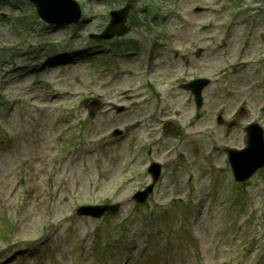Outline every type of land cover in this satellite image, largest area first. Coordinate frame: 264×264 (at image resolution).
<instances>
[{"label": "rangeland", "instance_id": "obj_1", "mask_svg": "<svg viewBox=\"0 0 264 264\" xmlns=\"http://www.w3.org/2000/svg\"><path fill=\"white\" fill-rule=\"evenodd\" d=\"M79 1H84V9L87 12L90 9L92 15L96 16V19H92L86 26H83L81 31H99L96 26H99L106 16L101 9L113 3V0ZM164 1L166 0H149L150 14L147 26H151V30L145 32L144 38L150 42L156 38L162 40L150 54L149 61L143 59L142 52L134 55L126 54L119 60L124 67L117 74H115L119 70L117 67L114 69L111 66L103 67V63H98L97 67H90L82 63L80 59L76 63L71 61L72 63L64 67L56 65L48 69L49 73L46 77L54 79L61 84L63 89L71 88L78 91L80 88H92L95 92L111 96L119 105L132 106V109H128L122 116L115 115L114 106L111 104L101 105V108L97 110L91 105L92 97L90 96L77 97L79 99L76 100L71 97V102L67 103L65 100H59L62 98L59 91V96L55 92L57 95L54 97L44 98L43 96L47 94L42 95L40 89L34 86L38 79H35L31 71L17 72L14 75L7 74V70L11 69L4 59L5 55L11 57L13 63L28 60L27 57L18 58L13 55L12 50H5V55L0 54V71L4 70V73L0 72L2 100H5V97L10 99L11 96L24 99V104L18 105L15 110L12 105L8 104V110L3 115L0 114V120H3L2 126L4 128L12 126L14 129V132L9 134L2 130L0 134V259L2 255L10 251V244L15 241L17 246L22 245V247L11 251L13 254L16 253L9 262L11 264H15L16 259L18 262L19 258H25L26 264H52L50 261L55 258L60 259L59 264H90L88 261L93 257L98 259V264H120L124 260L126 263L129 260L128 264H142L138 258V252L145 249L148 241L146 239L137 240L133 237L134 234L129 241L132 249L126 244L127 242H119L121 248L120 246L114 248L113 243L102 246V238L96 241L97 236H95L90 258H87L86 249L82 248L83 243H81L84 238L90 241L91 234H94L96 230H100L103 234L105 243L108 238L115 236L112 232L108 233L109 229L117 234L122 220L135 214L134 218L138 222L146 218L148 222H153L149 227L153 236L150 245L155 248L160 245L162 248L163 244H167L168 240L164 236L171 229L173 237L170 257H174L176 248L185 249V255L182 257L186 259L185 264H206L207 262L209 264H264V245L260 246L252 257L249 245L244 247L243 244L233 251V243L226 240L227 235L236 234V230L234 233H229V226L233 222L236 223V228H242L240 235L246 241L264 233V171L245 186L248 196L243 200L250 210V197L253 198V211L257 213L256 216L254 217L253 214L249 219L244 217L241 220H235L226 212L224 188L228 190L234 185L237 191L240 186L234 184L229 179L230 177L227 178L226 166L222 161L224 148L242 149L245 147L243 136L246 125L258 122L264 127V90L254 89L258 72L256 70L252 74L250 67L253 62H256V57L259 56L257 53H260L263 47L261 36L264 34V20H259L253 26V20L249 22L246 16L240 17L239 21L233 23L232 30L227 31L226 24L233 22L236 12L233 10L235 8L229 6V0H182L181 11L184 16L177 15L176 21L169 22L171 36L167 38L169 37L168 29L155 30L148 22H153L159 27L167 20V15L163 11ZM255 1L230 0L238 6L241 5L242 10H245L243 14L259 7L253 3ZM20 6L28 10L27 20L36 23L38 17L34 10L24 1L20 2ZM195 7L204 8V12L196 13ZM65 29L64 27L51 29L53 31L51 38L64 37ZM250 32L253 34V45L250 49L243 51L244 40ZM30 37H33L32 33ZM133 37H136V34ZM12 40L8 23L0 19V50L17 45L18 42ZM136 40V43L140 44V41ZM10 43H12L11 46H9ZM187 44L193 45L194 52L198 48H203L202 61L189 69L173 59L178 51L184 53L178 48ZM147 49H150L149 43ZM55 55L59 56L57 53ZM80 57L83 58L81 55ZM119 57L121 56L116 52L108 55L109 64H114ZM230 67L238 69L230 71L226 77L216 74L217 81L214 79L215 81L206 91L208 119L188 123L189 132H204L205 149L208 150L210 147L208 136L211 134L218 138L219 149L213 155L209 153V158L205 153L203 159L201 155L196 157L192 150L195 161L188 164L186 157L184 158L186 163L183 162L176 147L184 140L183 138H158L154 143V151L156 154L157 152L163 153V161L168 164L172 162L171 164L174 165L170 169L176 172L171 173L170 176H174L171 180L166 178L165 182L160 185V193L156 195L153 202H150L146 210L137 209L131 198L134 192L148 183V177L143 172L146 170L148 161L146 151L152 145V141L149 139L143 141L142 138L131 134H146V131L152 132L160 129L159 123H142L139 120L148 112L152 102L142 106L136 97H129L131 92L127 91L132 88L139 95L144 92L137 72L142 69L143 74L151 78L154 74L160 77L168 75L194 77L213 75L214 70L217 73L223 68ZM168 87L171 89V101L176 106H183L187 114L193 115L192 106L185 103L189 95L175 85H168ZM159 88L165 89L164 86H159ZM69 91L72 92V90ZM64 93L65 90H62L61 94ZM123 94L126 95L123 96ZM128 100H136V102L131 103ZM61 103L67 105L64 114L66 118L63 120H60L62 111L59 106ZM241 106H247L249 113L236 118L239 122L238 126L232 130H226L225 127L216 124L218 115L228 120L229 116ZM166 107L165 103L160 112H166L167 115L173 114ZM134 121H137L136 124H141L137 125L135 132L125 127ZM116 127H125L130 138L110 139V134ZM58 134H64L66 141L71 140L76 143V148L67 144L71 152H66L62 158L58 154V148L62 150L58 144ZM138 139L140 141L135 147ZM188 146L186 145V149ZM182 163L186 165L178 168L177 165ZM187 170H192L198 180L195 188L196 191L199 188V191L194 196L195 211L192 207L188 209V212L193 210L191 220H196V222L193 228L187 225V230H180L175 224L176 220L179 221L178 215L168 221L160 220L171 205V202L165 200L166 196L173 197L178 192H182L181 184L173 191L174 181L177 183L183 181L189 172ZM19 181L21 183L16 187ZM237 192L240 193V191ZM107 202L122 205L120 214L114 219L102 222L103 220L79 218L76 223L71 224V217L75 216L79 206ZM155 204L160 205L161 210L156 209ZM188 206L186 202L181 203L179 210L184 211ZM3 210L7 213L4 214ZM152 213L157 220L150 217ZM16 223L18 224L17 229ZM50 223H53L56 229L50 228ZM50 230L52 233L55 230L57 232L56 239L53 240L57 251L46 248L42 243L49 236ZM133 230H137L136 234L142 232L147 234V228L143 224L136 226ZM193 238L196 239L195 243ZM44 248H46V253H41L40 251ZM118 248L129 249L126 252L130 255L127 257L116 252L115 249ZM162 251L166 254L163 248ZM36 252L40 253L37 258ZM77 253V261L71 262V257ZM193 260L198 261L193 262ZM147 264H160L158 252L155 258L147 261Z\"/></svg>", "mask_w": 264, "mask_h": 264}, {"label": "water", "instance_id": "obj_2", "mask_svg": "<svg viewBox=\"0 0 264 264\" xmlns=\"http://www.w3.org/2000/svg\"><path fill=\"white\" fill-rule=\"evenodd\" d=\"M35 2H37V4L39 5L40 7V12L41 14H45V12L47 11L48 9V3L46 0H34ZM253 147H251L250 151L247 152V156H251L253 154V162L255 160V156L257 155V153L259 152L260 149H258L256 147V145L253 143L252 144ZM234 161H236V165L237 167L241 166V165H244V161L241 160L240 158L234 157ZM101 211L102 209H85L84 211L82 210V213H90L94 216H100L101 215Z\"/></svg>", "mask_w": 264, "mask_h": 264}]
</instances>
